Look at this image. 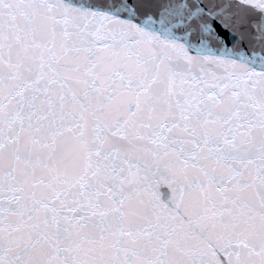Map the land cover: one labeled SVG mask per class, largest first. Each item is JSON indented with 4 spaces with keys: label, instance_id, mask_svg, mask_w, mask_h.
Returning <instances> with one entry per match:
<instances>
[{
    "label": "snow or ice",
    "instance_id": "obj_1",
    "mask_svg": "<svg viewBox=\"0 0 264 264\" xmlns=\"http://www.w3.org/2000/svg\"><path fill=\"white\" fill-rule=\"evenodd\" d=\"M0 264H264V0H0Z\"/></svg>",
    "mask_w": 264,
    "mask_h": 264
}]
</instances>
